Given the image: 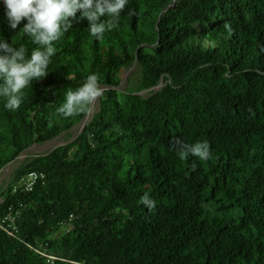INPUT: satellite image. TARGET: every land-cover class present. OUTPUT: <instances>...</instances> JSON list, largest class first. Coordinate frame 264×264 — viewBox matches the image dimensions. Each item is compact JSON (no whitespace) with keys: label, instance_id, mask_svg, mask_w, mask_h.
<instances>
[{"label":"trees","instance_id":"16d2710c","mask_svg":"<svg viewBox=\"0 0 264 264\" xmlns=\"http://www.w3.org/2000/svg\"><path fill=\"white\" fill-rule=\"evenodd\" d=\"M4 11L0 36L30 51ZM56 48L19 109L0 99V169L83 121L56 112L68 89L95 72L104 94L72 141L11 175L44 179L6 190L0 264H264V0H128L102 38L73 20ZM177 137L207 139L210 159L180 160Z\"/></svg>","mask_w":264,"mask_h":264},{"label":"clouds","instance_id":"9594fccd","mask_svg":"<svg viewBox=\"0 0 264 264\" xmlns=\"http://www.w3.org/2000/svg\"><path fill=\"white\" fill-rule=\"evenodd\" d=\"M0 3L4 5L8 27L16 30L22 20L26 21L19 33L35 45L29 51L24 44L14 46L0 36V99L6 110L15 111L24 101V90L48 75L51 58L57 51L56 43L72 26L73 20H86L89 34L100 39L106 31L117 26L128 0H0ZM99 79L93 72L79 87L68 89L63 103L56 109L57 114L69 118L89 113L104 94ZM173 147L180 160L191 156L207 161L211 157L207 139L187 143L177 137ZM192 167L195 170V163ZM141 203L149 211L156 206L147 193L141 197Z\"/></svg>","mask_w":264,"mask_h":264},{"label":"rangeland","instance_id":"374dc122","mask_svg":"<svg viewBox=\"0 0 264 264\" xmlns=\"http://www.w3.org/2000/svg\"><path fill=\"white\" fill-rule=\"evenodd\" d=\"M195 28H198L195 27ZM137 77V71L135 66H132L127 69H122L120 72V84L118 86L119 90H126L129 86H132ZM161 85L156 86L153 90H158ZM147 91H142L141 94L145 95ZM97 108V101L95 104L92 105V114ZM92 114L90 115L88 121L90 120ZM87 121V122H88ZM80 133V125L74 126L72 130L69 132L63 133L58 138L52 140L51 142L45 143L41 146H33L23 152L20 156L17 157L13 162L9 163L8 165L4 166L0 169V200L3 198L7 189H11L12 187L16 186V183H13L10 179L13 172L20 167L26 160L33 158V157H41L44 154L48 153L52 149L62 146L70 141H72L78 134ZM69 226L65 225L61 229L62 231H67ZM55 237L59 236V233L54 234Z\"/></svg>","mask_w":264,"mask_h":264},{"label":"built area","instance_id":"2783aa9c","mask_svg":"<svg viewBox=\"0 0 264 264\" xmlns=\"http://www.w3.org/2000/svg\"><path fill=\"white\" fill-rule=\"evenodd\" d=\"M44 175L40 172L29 171L27 172L17 183L16 186L11 188V192L14 193L17 190L29 192L31 191L37 183L42 182ZM3 198L0 200V202ZM15 218L11 215L0 217V230L5 231L9 236H15L16 226L14 224ZM31 249H33L31 247ZM36 253L41 256L47 257L50 262L55 259V257L45 254L39 250L33 249Z\"/></svg>","mask_w":264,"mask_h":264},{"label":"water","instance_id":"95a60500","mask_svg":"<svg viewBox=\"0 0 264 264\" xmlns=\"http://www.w3.org/2000/svg\"><path fill=\"white\" fill-rule=\"evenodd\" d=\"M91 111H92V108H91ZM91 111L86 115V117L83 119V121L79 124L80 125V132L83 130V128L85 127V123L91 113ZM17 159V158H16Z\"/></svg>","mask_w":264,"mask_h":264},{"label":"bare ground","instance_id":"6f19581e","mask_svg":"<svg viewBox=\"0 0 264 264\" xmlns=\"http://www.w3.org/2000/svg\"><path fill=\"white\" fill-rule=\"evenodd\" d=\"M92 111H93V110H92ZM92 111H91L90 115L92 114ZM90 115H89V116H90ZM86 122H87V121H86Z\"/></svg>","mask_w":264,"mask_h":264}]
</instances>
